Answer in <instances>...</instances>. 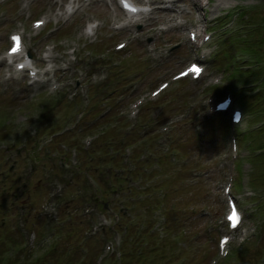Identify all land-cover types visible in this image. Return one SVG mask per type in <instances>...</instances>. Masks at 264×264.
Here are the masks:
<instances>
[{"label":"rangeland","instance_id":"374dc122","mask_svg":"<svg viewBox=\"0 0 264 264\" xmlns=\"http://www.w3.org/2000/svg\"><path fill=\"white\" fill-rule=\"evenodd\" d=\"M165 1L151 0L155 9L135 22L139 27L116 31L113 24L121 14L115 0H0V51L9 29L27 32V22L43 16L46 28L26 40L35 65L41 64L39 49L48 44L58 60L60 83L66 88L75 79L80 83L74 97L80 96L66 97L57 107L49 105L59 103L54 95L30 97L33 91L22 83H0V264H43L40 258L59 254L75 264H264L251 238L257 224L264 238L259 185H264V0ZM67 2L71 16L63 8ZM87 21L98 23L89 39L80 34ZM163 25L169 28L162 30ZM190 28L198 39L211 34L209 41L195 49L186 41ZM121 40L126 47L116 52L113 46ZM176 43L170 52L167 47ZM199 53L205 54L203 78L171 83L149 100L150 90ZM4 70L0 63V78ZM217 76L220 86L205 90L207 80ZM223 84L256 97L245 98L248 109L244 105L237 126L205 112L207 98L224 95ZM138 98L143 106L132 120L126 104ZM155 105L162 108L158 118ZM31 113L39 119L37 140L29 137L33 147L12 154L16 135L26 137L39 128L35 119L20 118ZM22 124L29 125L27 133ZM233 130L235 159L229 150ZM241 133L246 134L242 145ZM87 136L94 137L88 148L82 144ZM66 145L77 150L74 156L68 151L73 164L63 158ZM45 148L56 151L53 161ZM22 153L30 158L26 168ZM60 159L66 165L59 167ZM231 180L247 231L236 232L230 243L234 254L241 249L240 256L222 260L216 246L226 233L222 187ZM55 181L62 186L59 197L53 195ZM253 200L260 202L257 207ZM95 202L98 208L92 211ZM87 226L92 234L85 233ZM21 246L20 258L13 257ZM57 263L68 264L63 257Z\"/></svg>","mask_w":264,"mask_h":264},{"label":"snow or ice","instance_id":"6c2138e0","mask_svg":"<svg viewBox=\"0 0 264 264\" xmlns=\"http://www.w3.org/2000/svg\"><path fill=\"white\" fill-rule=\"evenodd\" d=\"M15 41H16V47L13 49V52H18L19 51V37H14L13 38ZM191 72H195V73H199L200 72V69L198 67H195L193 66L191 69H190ZM187 73H185L186 75ZM229 220L232 222V227L235 228L236 225H237V222L239 221V217L237 216V212L235 210V208L233 209L232 211V214L231 216L229 217Z\"/></svg>","mask_w":264,"mask_h":264},{"label":"trees","instance_id":"16d2710c","mask_svg":"<svg viewBox=\"0 0 264 264\" xmlns=\"http://www.w3.org/2000/svg\"><path fill=\"white\" fill-rule=\"evenodd\" d=\"M244 103V102H243ZM19 257H20V255H19ZM18 257V258H19ZM60 257H63L66 261H67V263L68 264H75V263H73V260L69 257H65V256H63V255H61V254H59V256L58 257H54V258H51V259H44V262H46V260H48V261H52V262H54V264H58L57 263V260H58V258H60ZM74 257V256H73ZM10 263H12V262H9L8 264H10ZM41 264V263H40ZM77 264V263H76Z\"/></svg>","mask_w":264,"mask_h":264},{"label":"bare ground","instance_id":"6f19581e","mask_svg":"<svg viewBox=\"0 0 264 264\" xmlns=\"http://www.w3.org/2000/svg\"><path fill=\"white\" fill-rule=\"evenodd\" d=\"M154 9H155V8H154ZM136 15H137V14H136ZM136 15H135V16H136Z\"/></svg>","mask_w":264,"mask_h":264}]
</instances>
